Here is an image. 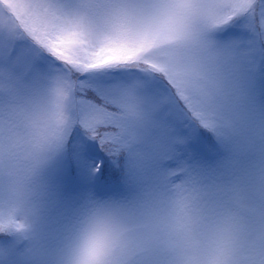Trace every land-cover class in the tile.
I'll use <instances>...</instances> for the list:
<instances>
[{"label":"snow or ice","instance_id":"6c2138e0","mask_svg":"<svg viewBox=\"0 0 264 264\" xmlns=\"http://www.w3.org/2000/svg\"><path fill=\"white\" fill-rule=\"evenodd\" d=\"M5 115L40 195L65 161L111 189L83 198L80 264H160L169 230L201 221L264 264V0H0Z\"/></svg>","mask_w":264,"mask_h":264},{"label":"clouds","instance_id":"9594fccd","mask_svg":"<svg viewBox=\"0 0 264 264\" xmlns=\"http://www.w3.org/2000/svg\"><path fill=\"white\" fill-rule=\"evenodd\" d=\"M87 0H72L75 10L85 6ZM37 100H42V89L37 90ZM0 126V208L7 213L9 208L19 209L17 213L27 212L40 196L41 178L33 176L27 161V130L20 120L9 131L7 115ZM11 137V140H10ZM12 145L10 154L9 147ZM252 165L259 166L260 156L253 157ZM171 213L172 209H167ZM5 218H7L5 216ZM77 234L83 227L79 218L75 221ZM244 254L231 255L218 239L216 226L211 221H201L191 226L190 230L175 224L165 237L160 256V264H245ZM71 264H80L77 257ZM98 264H143L140 259L124 260L117 254L102 258Z\"/></svg>","mask_w":264,"mask_h":264},{"label":"rangeland","instance_id":"374dc122","mask_svg":"<svg viewBox=\"0 0 264 264\" xmlns=\"http://www.w3.org/2000/svg\"><path fill=\"white\" fill-rule=\"evenodd\" d=\"M81 175L80 166L67 161L47 174L43 194L27 212L16 214L23 227L0 229V264H71L83 198L90 191L106 194L83 183Z\"/></svg>","mask_w":264,"mask_h":264},{"label":"trees","instance_id":"16d2710c","mask_svg":"<svg viewBox=\"0 0 264 264\" xmlns=\"http://www.w3.org/2000/svg\"><path fill=\"white\" fill-rule=\"evenodd\" d=\"M99 188L102 190L103 193H109L111 191V189L105 185H100Z\"/></svg>","mask_w":264,"mask_h":264}]
</instances>
